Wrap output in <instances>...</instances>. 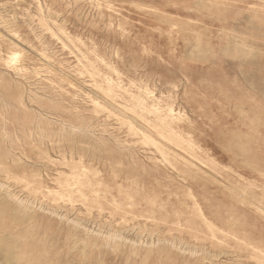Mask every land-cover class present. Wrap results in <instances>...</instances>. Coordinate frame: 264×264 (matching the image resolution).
I'll return each mask as SVG.
<instances>
[{
	"label": "rangeland",
	"instance_id": "obj_1",
	"mask_svg": "<svg viewBox=\"0 0 264 264\" xmlns=\"http://www.w3.org/2000/svg\"><path fill=\"white\" fill-rule=\"evenodd\" d=\"M0 264H264V0H0Z\"/></svg>",
	"mask_w": 264,
	"mask_h": 264
}]
</instances>
